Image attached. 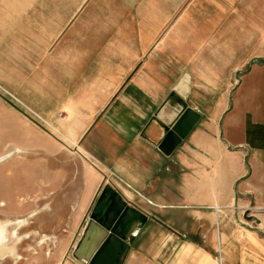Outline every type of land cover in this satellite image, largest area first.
<instances>
[{
	"label": "crops",
	"instance_id": "obj_1",
	"mask_svg": "<svg viewBox=\"0 0 264 264\" xmlns=\"http://www.w3.org/2000/svg\"><path fill=\"white\" fill-rule=\"evenodd\" d=\"M183 101L199 117L164 153ZM9 150L0 185L21 192L0 199L16 215L43 203L51 230L106 188L95 213L126 237L117 264H135L141 198L164 217L148 264H264V0H0Z\"/></svg>",
	"mask_w": 264,
	"mask_h": 264
},
{
	"label": "rangeland",
	"instance_id": "obj_2",
	"mask_svg": "<svg viewBox=\"0 0 264 264\" xmlns=\"http://www.w3.org/2000/svg\"><path fill=\"white\" fill-rule=\"evenodd\" d=\"M245 68V65L240 67L241 71H237L239 76L243 73ZM231 75L232 74L230 73L229 80L230 82H233ZM64 140L69 144H76L79 147L76 141L70 139L68 136L64 135ZM61 142L63 143V141ZM64 144L66 145V143ZM62 154L63 158L66 160L69 159L70 161L75 160L76 162H81L83 159V156L80 155L81 153L79 152L73 154H65L63 152ZM20 192L21 190L18 186L9 187L7 185V187H4L3 184L0 185V195L10 194L16 196V194H20ZM98 193H96L89 208L84 214L79 216L78 222H76V225L73 227L74 229H70L67 224L62 225L55 230L47 228L45 225V223H47V218H44L41 214L36 215V209L39 208V210H41L43 203L40 206H35L37 208L31 209L33 211L31 212V215H29V213L26 215H16L14 213L19 212L21 209L20 199L14 200L15 206L12 208L5 207L6 201L0 199V264H86L74 256L73 250L80 234L82 233L84 222L89 218V215L92 212H96V210L92 208H97V204L102 202L101 199H96ZM141 199L142 200L140 201L143 204V209L141 210H145V215L140 216L138 221L136 218L133 221L131 220L128 227L133 229L132 232L134 233H131L134 236L130 245L135 246L138 251L129 257H137L132 260L135 264H148L147 245L150 241H153V236H158L160 234V227L162 226L156 218L158 217L159 220H162L164 217L159 215L155 218L149 214L147 215L146 210L150 207V204L145 198ZM94 202L95 206L92 207ZM253 208L254 206L247 207L246 211L249 212ZM42 222L44 225H40ZM189 223L194 224V218L189 220ZM174 226L178 229L179 225ZM188 234L195 238L196 230H193ZM197 234L201 235V231L197 232ZM207 236L205 238H207ZM125 238L126 237L123 234L118 255L122 247L125 245ZM126 261H129V258ZM126 261L124 260V263Z\"/></svg>",
	"mask_w": 264,
	"mask_h": 264
},
{
	"label": "water",
	"instance_id": "obj_3",
	"mask_svg": "<svg viewBox=\"0 0 264 264\" xmlns=\"http://www.w3.org/2000/svg\"><path fill=\"white\" fill-rule=\"evenodd\" d=\"M256 58L257 57H253L248 64H250V62ZM239 71H241V69ZM239 81L240 76L238 75V73H236V83H238ZM182 104L183 106L181 112L173 121V123L169 126L161 142L158 145V148L164 153H170V151L175 147L177 143L181 141L182 137L187 133V131L199 117V113L192 107H190L186 101H183ZM105 192L106 189L102 191L101 195L99 196V199L104 197L103 194ZM114 195L116 197H119L116 192H114ZM92 221L97 222L101 227H103L105 233L99 241L98 245L95 247V250L93 251L92 255L84 263L117 264V255L122 243L121 235H119L118 231L114 228V226H110V224L106 221H102L100 218H97L95 212H92L89 215V218L84 222L83 227L85 230H87L88 226L91 224ZM81 237L80 239H78V241L81 240Z\"/></svg>",
	"mask_w": 264,
	"mask_h": 264
},
{
	"label": "bare ground",
	"instance_id": "obj_4",
	"mask_svg": "<svg viewBox=\"0 0 264 264\" xmlns=\"http://www.w3.org/2000/svg\"><path fill=\"white\" fill-rule=\"evenodd\" d=\"M15 149V148H14ZM12 151V150H11ZM16 151H23L20 148H16ZM10 154L9 152L0 156V159ZM105 230L101 227L97 222L92 221L91 224L88 226L87 230L82 228V233L80 234L81 240H77L75 247H74V255L77 259L82 262L88 260V258L92 255L95 247L98 245L99 241L101 240L102 236L104 235ZM1 237V235H0ZM79 237V239H80Z\"/></svg>",
	"mask_w": 264,
	"mask_h": 264
},
{
	"label": "built area",
	"instance_id": "obj_5",
	"mask_svg": "<svg viewBox=\"0 0 264 264\" xmlns=\"http://www.w3.org/2000/svg\"><path fill=\"white\" fill-rule=\"evenodd\" d=\"M214 208H215L216 210H218V208H220V207H219V206H215Z\"/></svg>",
	"mask_w": 264,
	"mask_h": 264
},
{
	"label": "flooded vegetation",
	"instance_id": "obj_6",
	"mask_svg": "<svg viewBox=\"0 0 264 264\" xmlns=\"http://www.w3.org/2000/svg\"><path fill=\"white\" fill-rule=\"evenodd\" d=\"M94 206H95V205H94ZM94 206H93V207H94ZM92 209L96 210V208H92Z\"/></svg>",
	"mask_w": 264,
	"mask_h": 264
}]
</instances>
